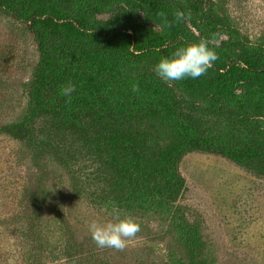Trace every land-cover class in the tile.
<instances>
[{"label": "trees", "instance_id": "1", "mask_svg": "<svg viewBox=\"0 0 264 264\" xmlns=\"http://www.w3.org/2000/svg\"><path fill=\"white\" fill-rule=\"evenodd\" d=\"M0 13L27 25L39 53L24 112L0 126L38 175L25 191L35 221L56 164L74 197L133 218L171 219L187 264H205L199 228L179 204L180 163L208 152L264 175V38L242 32L224 0H0ZM223 33L229 38L206 75L169 86L155 74L177 47ZM69 82L70 100L61 93ZM5 254L0 248V264ZM168 257L186 264L173 251Z\"/></svg>", "mask_w": 264, "mask_h": 264}, {"label": "rangeland", "instance_id": "2", "mask_svg": "<svg viewBox=\"0 0 264 264\" xmlns=\"http://www.w3.org/2000/svg\"><path fill=\"white\" fill-rule=\"evenodd\" d=\"M224 1L242 32L253 42L264 38V0ZM138 12L145 20L143 11ZM111 16L109 11L99 18ZM228 38L223 33L211 42L220 45ZM38 59L27 25L0 13V126L24 112V84L32 79ZM180 171L186 188L179 204L199 228L205 264H264V175L200 151L186 154ZM37 178L22 145L0 134V248L6 252L5 264H175L170 251L187 264L186 251L169 234L171 219L165 216L135 218L141 230L122 251L98 248L88 225L93 219H111L110 211L74 197L69 175L56 164L48 168L45 200L35 221L37 213L25 204V191Z\"/></svg>", "mask_w": 264, "mask_h": 264}, {"label": "clouds", "instance_id": "3", "mask_svg": "<svg viewBox=\"0 0 264 264\" xmlns=\"http://www.w3.org/2000/svg\"><path fill=\"white\" fill-rule=\"evenodd\" d=\"M182 19L177 13L175 20ZM219 43L213 44L209 39L202 38L177 47L169 55L161 57L154 65L155 74L166 84L180 82L186 79H198L206 75L219 59L216 51ZM76 91L71 82L62 86L61 93L71 99ZM138 91V88H133ZM111 219H93L88 230L95 245L100 249H115L122 251L128 242L134 239L141 230L140 223L130 215H122L115 204L111 205Z\"/></svg>", "mask_w": 264, "mask_h": 264}]
</instances>
